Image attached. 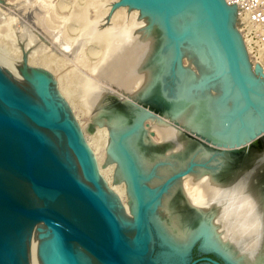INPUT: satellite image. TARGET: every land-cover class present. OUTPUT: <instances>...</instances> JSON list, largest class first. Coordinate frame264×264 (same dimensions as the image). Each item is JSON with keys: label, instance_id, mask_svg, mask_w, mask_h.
<instances>
[{"label": "bare ground", "instance_id": "bare-ground-1", "mask_svg": "<svg viewBox=\"0 0 264 264\" xmlns=\"http://www.w3.org/2000/svg\"><path fill=\"white\" fill-rule=\"evenodd\" d=\"M29 7L26 3L25 13ZM40 7L43 11L37 13L35 23L49 36L55 33L54 44L69 51L74 43L69 46L62 33L63 39L59 37L62 21L52 13L49 1H42ZM228 10L232 24L236 26L235 18L239 12L236 8ZM129 13L133 14L131 19L139 18L137 25L144 26L142 32L135 34L139 28L133 29L135 32L132 30L134 35L129 45L125 42L119 52L115 53V49L109 57L90 66L93 80L89 82L87 78L83 84L80 92L83 104H79L82 107L77 105L70 90L64 88L61 76H57L52 64L43 59L39 62L30 59L21 66L41 69L52 79L54 96L69 107L75 120L81 119V131L90 134L92 122L88 120L92 117V121L95 120L96 133L90 134L91 141H85V144L107 200L117 204L123 220L131 225L132 243L141 245L146 238L145 229L140 232L137 229L141 214L154 227L162 246L159 257L164 264H185L190 247L200 238L203 248L217 251L232 264H264V185H259L264 179L259 178L258 173L255 178L254 172L230 173L229 165L220 157H215L203 146H196L198 142L191 144L186 138V132L193 130L215 136L228 146L236 145L249 138L257 128L264 127V122L258 124L252 113L247 112L243 117L246 130L236 131L238 124L233 120V114L239 92L231 89L229 77L215 83L214 90L208 89L210 84L202 85L206 72L220 69L222 64L212 32L203 25L199 2L183 7L180 15L171 17L174 26L171 35L174 42L188 39L186 51L194 50L200 70L195 66L190 70L176 67L172 71L169 60L163 68L168 91L186 99L193 107L172 111L165 117L131 106L117 109L115 99L135 104V98L141 99L153 90L156 73L149 66L147 57L154 37L146 32V27L150 21L159 24L165 18L158 14L147 17L133 8ZM113 17L115 20L119 15ZM23 30L22 38H28L27 27ZM237 37L245 55L243 70L246 71L249 62L245 45L240 35ZM166 53L171 60L173 47ZM0 69L5 75L9 74L8 69L11 70L1 59ZM12 69L20 74L13 66ZM260 101L264 105V99ZM155 135L158 142L154 140ZM107 154L112 160H107L104 167L116 164L121 177L113 176L115 169H103ZM177 174H180L178 179L169 181ZM158 186L163 190L156 199L155 187ZM153 199L155 202L149 208Z\"/></svg>", "mask_w": 264, "mask_h": 264}, {"label": "water", "instance_id": "water-1", "mask_svg": "<svg viewBox=\"0 0 264 264\" xmlns=\"http://www.w3.org/2000/svg\"><path fill=\"white\" fill-rule=\"evenodd\" d=\"M195 2H199L203 25L212 32L222 64L220 69L206 72L202 85L210 84L208 89L214 90L215 83L229 77L240 88L238 115L250 108L264 109L261 99L255 97L249 63L243 70L245 55L232 27L230 7L224 0H122L120 5L139 10L147 17L158 14L165 18L159 24L150 21L146 27V32L154 37L147 57L156 73L153 90L141 99L135 98V104L118 100L116 108L131 106L162 114L149 104L156 94L162 97L164 107L166 104L165 116L193 107L186 99L164 90L163 68L169 60L172 71L176 67L190 70L192 66L200 70L194 50L186 51L188 39L174 42L171 35V17ZM170 47L174 49L171 60L166 53ZM184 58L190 67L183 65ZM24 71L23 76L8 69L9 74L5 75L0 69V264H153L150 222L140 214L137 229H145L146 238L141 245L132 243L99 184L79 125L69 107L54 96L52 79L38 68L24 66ZM187 133L240 154L257 145L264 137V127L229 146L210 134L193 130ZM188 142L195 144L191 139ZM196 146L202 147L200 143ZM217 156L224 158L223 154ZM228 169L232 174L254 172V177L258 173L264 179V153L255 158L245 156L229 164ZM179 176L174 175L169 181ZM259 185L263 186L264 181ZM154 202L153 199L149 208ZM202 243L200 238L192 244L185 264H221L209 255L232 264L217 251L203 248ZM197 245L202 257L194 260L192 253ZM159 246L162 249L160 243Z\"/></svg>", "mask_w": 264, "mask_h": 264}, {"label": "rangeland", "instance_id": "rangeland-1", "mask_svg": "<svg viewBox=\"0 0 264 264\" xmlns=\"http://www.w3.org/2000/svg\"><path fill=\"white\" fill-rule=\"evenodd\" d=\"M42 1L0 0V59L11 69V71L16 72L12 69L13 66V68L17 69L20 72V75L23 76L25 74V71L24 67H22L21 64H23L25 61H29L30 59H36L35 61L38 62L42 61V59L43 61L45 60V62L47 61L46 63H48L49 65L52 64L51 66L57 70V76H61L60 78L64 83H62L64 88H68L67 90H70L72 96L74 95L73 97L76 100L77 105L79 107H82L81 105L83 103L80 100H83V97L81 95L82 93L80 94V92L83 89V84L84 82H87V78L89 82L93 80L90 66L94 63L99 62L100 60H103L106 57H109V54L119 52L121 47L124 46L123 44H125V42L126 45L127 43L129 45L130 40L133 39V37H131L132 34L137 30V28L139 29L135 34H139V32H142L141 30L144 26L140 25V23L137 25V22H140L139 18L131 19V15L133 14L129 13V7L124 8L125 6L120 5L122 0H48L49 4L51 5L52 13L54 14V16H56V18L60 19V22L62 21L59 31V37L61 36L60 38H62L63 34L66 37V42L69 46L74 43L69 51L67 49V51H65V49L59 48L57 43L54 44L53 39L56 36L55 33V36L54 34L49 36L48 34H46L47 32L43 31L40 26L35 23L37 13H41L40 10L43 11V9L40 7V3ZM26 3H29L30 7L25 13L24 7ZM114 15H119L118 19L114 20ZM241 18L242 17L238 15V17L235 18L236 26L232 24V27L238 33V35H240V39L245 45L244 47L247 53L250 73L252 75V79H254L255 82V84H253V88L255 93H257V95H254H256L255 97L257 99H264V46L255 44L252 41L251 37L247 36L249 23L245 18ZM129 20H133L132 23ZM25 26L28 30L26 34V37L28 38H22V35H25V32L23 30ZM127 28L130 29L129 33L127 32ZM120 30L123 32H121ZM124 32H126V34ZM119 40L122 43H119ZM26 41H29L30 43L26 45ZM62 41L64 45V43L66 42L65 40ZM40 44L42 46L41 48L39 47ZM65 45L68 47L67 44ZM115 49H117V51H114ZM183 65L185 67H190L191 64L187 58H184ZM194 67L192 66V68ZM196 72L198 71L196 70ZM231 86L236 93L239 92L238 101H240L241 95L239 86H237V83H231ZM163 88L169 93L166 83H163ZM158 95L159 94L152 96V98H150L151 102L149 104L151 105V107L154 106L157 108V110L165 113L168 111L166 109V104L164 107V101L162 97ZM117 102L118 100L115 99V103ZM80 103L82 104L79 105ZM144 107L147 108V106ZM247 112L252 113L258 124L264 122L263 108H250V110L248 109L246 113ZM164 113L160 114L157 112L160 117H165ZM246 113L238 115L236 111L233 114V120L238 124V129H236V131L238 132L246 130L247 128V125L243 120V117ZM92 118H88L89 120L87 119L88 121H90V123L92 122V128L89 130L91 132L90 134L96 133L94 132L96 131V129H94L96 125L94 122L95 120L92 121ZM82 120L85 121L86 119ZM75 121L79 125L81 119L79 121ZM229 125L230 124H228V126ZM90 134H88L86 131H82L84 141H86L87 143L91 141ZM186 136L188 139H191L194 142L198 141V143H200L212 155L223 154L224 158L222 159L224 160V162H228V165L234 164V162L237 163L241 159L245 158V156L248 158H255L257 155L264 153V137L258 140L257 145H252L249 151L242 152L240 154H234L226 151L227 149H225L223 146L213 145L212 143L204 141L196 136L194 137L192 134L187 133ZM153 137L155 141H159L158 136L155 135ZM107 160H112L110 154L106 155V159L103 163V169H115L113 171V176L116 177L117 174H120L119 170L117 169V165H111L114 167H104ZM201 163L205 164V162ZM160 186L155 187L157 189L156 195H158L163 189H160ZM111 206L118 216L119 220L123 224L127 237L131 239V235L133 232L131 229V225L123 220L120 211L117 209V204L111 203ZM149 225V230L152 237L150 260L154 262L153 264H164L159 257L162 250L159 246L158 237L152 224L149 223ZM197 248L198 245L193 249V259L196 254H199ZM218 260L219 263L224 264L223 261H221L220 259ZM198 264H203V262Z\"/></svg>", "mask_w": 264, "mask_h": 264}, {"label": "built area", "instance_id": "built-area-1", "mask_svg": "<svg viewBox=\"0 0 264 264\" xmlns=\"http://www.w3.org/2000/svg\"><path fill=\"white\" fill-rule=\"evenodd\" d=\"M230 8H236L239 16L249 23L247 36L255 44L264 46V0H224Z\"/></svg>", "mask_w": 264, "mask_h": 264}, {"label": "flooded vegetation", "instance_id": "flooded-vegetation-1", "mask_svg": "<svg viewBox=\"0 0 264 264\" xmlns=\"http://www.w3.org/2000/svg\"><path fill=\"white\" fill-rule=\"evenodd\" d=\"M201 257H202V256H201L200 254H196V255L194 256V260H198V259H200ZM208 257H210V258H212L213 260L219 262L218 258H217L215 255H209ZM200 263H201V262H200ZM203 264H204V263H203Z\"/></svg>", "mask_w": 264, "mask_h": 264}]
</instances>
